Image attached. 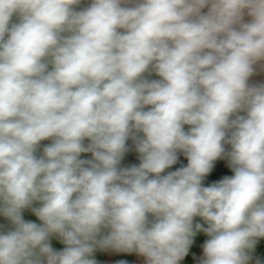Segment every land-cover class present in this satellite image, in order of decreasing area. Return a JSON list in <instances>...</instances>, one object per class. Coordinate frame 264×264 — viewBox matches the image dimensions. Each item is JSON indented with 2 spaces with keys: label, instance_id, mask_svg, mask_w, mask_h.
<instances>
[{
  "label": "clouds",
  "instance_id": "clouds-1",
  "mask_svg": "<svg viewBox=\"0 0 264 264\" xmlns=\"http://www.w3.org/2000/svg\"><path fill=\"white\" fill-rule=\"evenodd\" d=\"M80 2L0 0V214L14 226L0 264H96L97 247L179 264L198 231L201 264H249L264 238V85L248 84L264 0ZM129 138L140 164L119 168ZM178 150L187 166L161 175ZM225 156L234 175L203 186ZM36 201L41 224L22 218Z\"/></svg>",
  "mask_w": 264,
  "mask_h": 264
},
{
  "label": "crops",
  "instance_id": "crops-1",
  "mask_svg": "<svg viewBox=\"0 0 264 264\" xmlns=\"http://www.w3.org/2000/svg\"><path fill=\"white\" fill-rule=\"evenodd\" d=\"M136 2L137 0H130V2L126 4H122V6L132 7ZM91 3L92 0H81V2L75 6V10L76 11L84 10L87 7H89ZM248 18L249 17L245 15L243 18V22L246 23L247 21H249ZM18 22H19L18 16L14 14L10 23H18ZM118 31L123 32L124 30L120 29ZM49 70H51V66H49ZM143 78L149 81L161 79V77L156 75V73L151 69V67L149 68V71L143 74ZM248 84L250 86L264 85V61H260L256 65H254V72L253 75L249 77ZM238 114L246 115V113L243 111ZM189 129H190L189 125L184 126V130L186 132ZM130 157H131L130 150L129 148H127L126 155L123 156L121 162L122 163L128 162L130 160ZM182 163L185 164L188 163L187 158L183 152L181 156L178 158V166H181ZM233 175L234 172L232 171L229 160H227V162L223 163L222 167L220 168L219 174H217L211 181H209L204 186H210L211 184L220 181L224 177H231ZM40 206L41 205L38 201L34 202L30 207L22 211V218L25 221H31L37 224H41L42 222L39 221V219L35 216V214L32 211L33 208H38ZM153 219L154 218L151 216V214H149V220L151 221ZM196 223H200L204 227H207V225L200 217L194 218L193 224L195 225ZM13 229L14 226L11 224V222L7 218H5L2 214H0V232H7ZM108 232L109 229H102L101 236L107 235ZM99 238L100 237H98V239ZM208 239L209 237L203 231L196 232L195 236L192 238V244L189 247L187 255L181 261H179V264H201L202 260L204 259L203 246ZM49 243L51 244L53 250L55 251H61L63 250L64 247H66V245L63 244L60 237L55 234L49 238ZM251 256L252 259L249 262V264H257V262H259V264H264V238L257 239L255 248L252 251ZM91 258L96 261V264H147V258L136 251H130V252L119 251L113 248L102 249L97 247L94 250Z\"/></svg>",
  "mask_w": 264,
  "mask_h": 264
},
{
  "label": "rangeland",
  "instance_id": "rangeland-1",
  "mask_svg": "<svg viewBox=\"0 0 264 264\" xmlns=\"http://www.w3.org/2000/svg\"><path fill=\"white\" fill-rule=\"evenodd\" d=\"M208 10H209V7L206 6L204 9L201 10V14H207ZM248 19H249V21H247L246 23H249L252 18L249 17ZM150 107L151 106H146L144 110L147 111V110L150 109ZM142 136H143V134H141L139 137H142ZM51 143H52L51 139L41 141L39 146H38V148H37V151L35 153L37 155V157L42 156L44 147L50 145ZM83 143H84L85 146H87L90 143V141L85 139ZM226 145H228V144H226ZM226 145H225V151L226 152L231 151V146L230 147H228V146L226 147ZM126 148H129V150H130V155H131L130 160L128 162H126V163L120 162L119 165H121L123 167H130L136 161V151H135V149H134V147H133V145L131 143V138H129L126 141ZM124 155H126V152H125ZM90 159H92V158H86V160H90ZM227 160H228V158L226 156L225 157H221V158L217 159L216 161H214V164H216L217 166H219V168H221L223 163H226Z\"/></svg>",
  "mask_w": 264,
  "mask_h": 264
},
{
  "label": "water",
  "instance_id": "water-1",
  "mask_svg": "<svg viewBox=\"0 0 264 264\" xmlns=\"http://www.w3.org/2000/svg\"><path fill=\"white\" fill-rule=\"evenodd\" d=\"M141 134H143V133H139V134H137L138 136H140ZM131 143H132V145H133V147H134V149H135V151H136V143H135V140H133L132 138H131ZM226 145V144H225ZM181 154H182V151H177V156H178V158L181 156ZM39 158V157H38ZM80 158L81 159H86V158H92V155H91V153H82L81 154V156H80ZM177 161H178V159H177ZM139 164H140V154L136 151V161L134 162V164L132 165V166H130V167H133V166H139ZM176 164V163H175ZM174 164V165H175ZM174 165H172L170 168H168V169H166V172H165V175L166 174H168L169 172H172V170H173V168H174ZM119 168H130V167H123V166H121V165H119L118 166ZM202 183H203V181H202Z\"/></svg>",
  "mask_w": 264,
  "mask_h": 264
},
{
  "label": "trees",
  "instance_id": "trees-1",
  "mask_svg": "<svg viewBox=\"0 0 264 264\" xmlns=\"http://www.w3.org/2000/svg\"><path fill=\"white\" fill-rule=\"evenodd\" d=\"M227 146L230 147L231 145H226V147ZM186 166H187V164H185V163H182L181 166H178V161H177L176 164L174 165V168L172 171H176L177 169H180V168L186 167ZM219 171H220L219 166H217L216 164L213 163V168H212L211 172L207 176H205L203 179V183H202L203 186L206 185L209 181H211L217 174H219ZM165 172H166V170H165ZM165 172L162 173L161 175H165Z\"/></svg>",
  "mask_w": 264,
  "mask_h": 264
}]
</instances>
